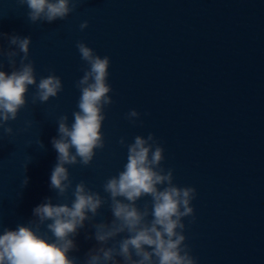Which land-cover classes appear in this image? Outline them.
<instances>
[{"label":"water","instance_id":"water-1","mask_svg":"<svg viewBox=\"0 0 264 264\" xmlns=\"http://www.w3.org/2000/svg\"><path fill=\"white\" fill-rule=\"evenodd\" d=\"M27 11L19 0H0V33L31 36L37 80L55 74L64 87L32 104L30 86L28 103L9 122L14 134L0 130V228L27 224L49 197L71 203V192L58 199L50 187L52 138L58 117L67 114L71 123L77 110L76 81L87 65L76 44L83 41L111 58L113 103L101 129L105 147L89 166L66 165L73 187L84 181L107 198L104 182L127 162L120 138L131 143L155 133L165 149L162 166L174 170L176 184L196 188L195 222L184 220L198 264H264V0H84L66 19L37 24ZM84 20L89 26L80 30ZM0 43L9 48L7 36ZM133 108L141 113L135 124L126 119ZM112 219L106 203L74 237L69 257L83 264L97 246L92 224Z\"/></svg>","mask_w":264,"mask_h":264},{"label":"clouds","instance_id":"clouds-1","mask_svg":"<svg viewBox=\"0 0 264 264\" xmlns=\"http://www.w3.org/2000/svg\"><path fill=\"white\" fill-rule=\"evenodd\" d=\"M83 2L19 0L27 6V18L32 24L64 20ZM88 26V20L79 25L80 30ZM5 36L9 48L5 50L0 43V130L12 136L14 128L9 122L17 120L20 110L28 103L26 94L30 86H35L31 103L37 104L57 97L64 85L55 74L37 80L34 62L29 59L31 36L0 33V38ZM76 47L87 68L76 81L80 96L72 122L69 123L67 114L57 119L58 136L52 138L57 163L50 175V187L56 190L57 198L69 199L71 192V203L53 204L49 197L33 209V219L27 224H18L15 229L0 228V264H77L76 258L68 255L77 248L74 237L86 221L95 220L106 203L113 219L110 223L92 224L97 246L89 250L83 264H198L185 243L184 220L191 217L195 222L192 201L196 188L176 184L174 170L162 166L165 149L155 133L137 135L131 143H127L126 137L120 138L119 143L127 147V162L123 170L104 182L107 198L84 181L73 187L66 165L89 166L96 150L105 147L101 129L105 108L113 103L112 86L108 82L111 58L97 54L83 41H78ZM4 57L13 69L10 73L3 68ZM140 116L135 108L126 113V119L133 124ZM31 123L28 121L22 130H27ZM38 144L43 147L41 141ZM27 183L25 177L23 184ZM144 197L150 200L141 207L137 202ZM42 228L46 231H41ZM121 234L125 235L116 239Z\"/></svg>","mask_w":264,"mask_h":264}]
</instances>
